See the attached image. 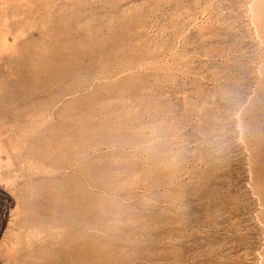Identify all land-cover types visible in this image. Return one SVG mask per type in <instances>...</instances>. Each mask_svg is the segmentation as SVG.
Instances as JSON below:
<instances>
[{"label":"rangeland","instance_id":"obj_1","mask_svg":"<svg viewBox=\"0 0 264 264\" xmlns=\"http://www.w3.org/2000/svg\"><path fill=\"white\" fill-rule=\"evenodd\" d=\"M0 48V264H264V0H0Z\"/></svg>","mask_w":264,"mask_h":264},{"label":"bare ground","instance_id":"obj_2","mask_svg":"<svg viewBox=\"0 0 264 264\" xmlns=\"http://www.w3.org/2000/svg\"><path fill=\"white\" fill-rule=\"evenodd\" d=\"M3 47V46H2ZM5 48V47H4ZM0 49H2V48H0ZM256 203V202H255ZM261 255V254H260ZM263 262V261H262Z\"/></svg>","mask_w":264,"mask_h":264}]
</instances>
